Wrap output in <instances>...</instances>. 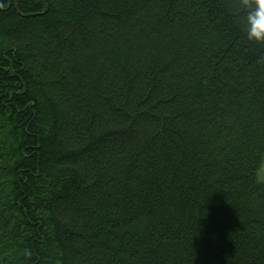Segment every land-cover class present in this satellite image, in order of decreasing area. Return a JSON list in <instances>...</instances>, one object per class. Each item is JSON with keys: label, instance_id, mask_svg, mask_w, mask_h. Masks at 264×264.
<instances>
[{"label": "trees", "instance_id": "1", "mask_svg": "<svg viewBox=\"0 0 264 264\" xmlns=\"http://www.w3.org/2000/svg\"><path fill=\"white\" fill-rule=\"evenodd\" d=\"M243 12L0 0V264H264Z\"/></svg>", "mask_w": 264, "mask_h": 264}, {"label": "clouds", "instance_id": "2", "mask_svg": "<svg viewBox=\"0 0 264 264\" xmlns=\"http://www.w3.org/2000/svg\"><path fill=\"white\" fill-rule=\"evenodd\" d=\"M244 9L243 15L238 18V25L245 41L257 48H264V0H240ZM257 178L264 181V159L257 166ZM31 256L30 251L25 252Z\"/></svg>", "mask_w": 264, "mask_h": 264}]
</instances>
